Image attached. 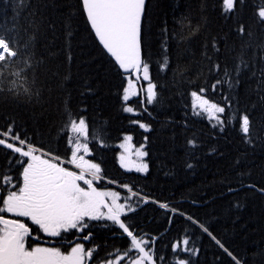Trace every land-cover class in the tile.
Masks as SVG:
<instances>
[{
    "label": "snow or ice",
    "instance_id": "1",
    "mask_svg": "<svg viewBox=\"0 0 264 264\" xmlns=\"http://www.w3.org/2000/svg\"><path fill=\"white\" fill-rule=\"evenodd\" d=\"M4 5L6 12L9 0ZM10 6V22L6 19L0 24V99L39 102L44 91L38 86L39 73L47 60L63 51L70 68L75 35L70 18L78 14L119 80L115 96L119 111L129 114L130 125L151 133L154 112L170 107L174 97L190 96V107L183 105L179 120L169 116L161 122L162 127L172 126L173 140L180 129L187 169L195 167L189 161L197 158L205 144L204 132L193 126L196 118L207 120L208 137L213 141L226 139L229 131L237 134L244 151L233 167L247 158L248 149L264 147V135L254 130L257 125L264 128V0H198L195 23L190 6L179 16L174 12L172 28L163 20L155 41L151 26L145 27L147 0H76L63 25V47L53 52L45 44L47 56L37 46L48 39V31H55L46 10L56 8L57 0H10ZM211 14L231 22L228 32L221 36L209 31L201 42L199 60L173 64L174 54L179 61L190 52L180 49V43L190 44L207 29ZM258 31L262 34L259 40ZM229 35L239 39L238 48L228 43ZM153 42L158 45L155 51ZM191 63L198 65L194 74ZM52 75L64 92L63 120L55 132L50 127L46 132L34 129L30 133L7 116L0 127V264H198L197 233L214 241L231 264H247L196 215L142 194V189L134 190L133 183L110 178L102 154L109 147L107 121L90 120L86 106L73 108L72 90L67 87L72 80L70 71L56 70ZM21 81L28 86L22 87ZM242 84L246 85L243 97ZM81 87L80 96L95 94L87 81ZM172 88L177 90L172 92ZM120 135L116 163L125 172L149 174V136L134 148L131 134L121 130ZM217 153L216 145L208 147L207 154ZM246 175L237 172L240 187L264 196V186L243 183ZM223 182L229 193L239 190L227 178ZM108 185H117L128 195L121 196ZM148 205L163 211L169 225L166 232L175 218L185 222L182 231L169 240L145 231L135 217ZM98 229L110 234L103 243H94ZM109 240L120 243L109 244Z\"/></svg>",
    "mask_w": 264,
    "mask_h": 264
},
{
    "label": "trees",
    "instance_id": "2",
    "mask_svg": "<svg viewBox=\"0 0 264 264\" xmlns=\"http://www.w3.org/2000/svg\"><path fill=\"white\" fill-rule=\"evenodd\" d=\"M76 4V0H57V7H49L46 14L55 24V31L46 33L48 39L41 40L38 44V52H47L44 45L48 44L50 51H57L64 45L63 25L68 17L71 7ZM179 4L177 8L176 5ZM148 19L145 27L151 26L153 41L159 30L161 22L168 21L169 28H172L173 13L179 16L186 10L193 13V23L198 16V0H148ZM4 0H0V24L9 20L12 15L10 0L7 11L4 9ZM74 29V39L72 41V56L70 68L65 62L63 51L59 52L56 58H49L45 66L40 70L38 86L44 89L39 102L24 103L14 100L0 99V127L6 124L5 117L16 120L18 127H27L31 133L34 129L46 132L50 127L55 132L56 127L63 120L62 107L64 92L57 87L59 80L52 75L53 71L60 73L70 71L72 80L67 85L72 90V106H86L89 119L96 118L100 121H107V131L109 139L108 148L102 153L105 157V167L110 178H116L119 182L133 183L134 190L142 189L143 193H149L153 198L161 201H169L181 207L188 214H194L210 226V231L225 244L234 254L246 259L247 264H264V196L241 188L237 172H245L243 183H254L257 187L264 186V147L257 146L255 149H248V156L239 167H233L235 158L244 146L240 144L239 138L234 131L227 133V138H220L215 141L208 137L210 125L206 119L196 118L193 126L197 130H202L204 135L201 139L205 141L203 147L197 152V158L189 162L195 165L192 169L184 166L186 149L183 147V136L177 128L175 139H171L172 126L162 127L167 117H174L179 120L182 115L184 104L190 107L191 98L185 96L183 99L174 97L170 101V107L154 112L156 120L153 121V131L144 133L143 130L129 124V114L119 111L118 102L115 96L116 85L119 80L113 75L112 68L108 60L102 56L93 43L89 33L85 29L83 19L77 14L70 18ZM229 22L223 21L215 14L209 17L207 29L194 37L190 44L180 43V49H190L183 57L177 61L173 55V64H189L193 60H199L200 45L203 37L210 31L212 34L223 36L228 32ZM261 33L258 31L256 39L259 40ZM179 39V37H177ZM51 41L49 44L48 42ZM228 43L236 44L239 47V39L234 35L228 36ZM158 45L153 42L152 51ZM223 50V49H222ZM194 54V55H193ZM251 55V51H249ZM156 59L152 56V60ZM192 74L195 73L198 65L191 63ZM153 74L156 67L153 64ZM169 72L168 78L170 79ZM87 81L94 89L95 94H85L81 85ZM251 85L255 81L248 82ZM22 87H27L23 84ZM179 87V85L177 86ZM246 85H241V95L244 96ZM175 92L177 88H172ZM181 90H184L181 88ZM165 95H169L166 91ZM215 99V97H213ZM254 99V97H253ZM132 104L135 106L136 99ZM254 118H259V110L254 113ZM123 130L133 136L132 145L138 148L143 143V137L149 136V152L147 158L150 164L149 174L136 172H125L115 161L116 154L120 151L118 144L121 140L120 132ZM260 135H264V128L259 125L254 129ZM216 145L218 153L209 155L208 147ZM222 152L223 156L219 155ZM227 178L231 182L230 186L239 188L238 191L229 193L223 182ZM108 187L119 191L122 196L128 195L127 191L115 185ZM195 201V204L192 202ZM135 219L145 231L152 234H161L164 240H169L176 236L184 227L182 218H175L174 223L169 228L162 210H157L155 206L148 205L142 210H138ZM97 239L94 243H103L104 238L110 234L104 229L97 230ZM109 244L119 241H108ZM196 245L201 252L198 257V264H231L230 259L206 234L197 233ZM90 246V245H89Z\"/></svg>",
    "mask_w": 264,
    "mask_h": 264
}]
</instances>
